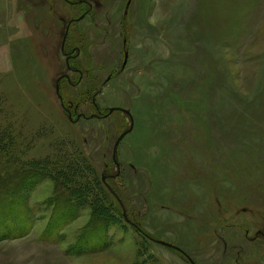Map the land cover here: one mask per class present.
Masks as SVG:
<instances>
[{"label":"rangeland","instance_id":"rangeland-1","mask_svg":"<svg viewBox=\"0 0 264 264\" xmlns=\"http://www.w3.org/2000/svg\"><path fill=\"white\" fill-rule=\"evenodd\" d=\"M129 1L0 0V264H264V0Z\"/></svg>","mask_w":264,"mask_h":264},{"label":"water","instance_id":"water-1","mask_svg":"<svg viewBox=\"0 0 264 264\" xmlns=\"http://www.w3.org/2000/svg\"><path fill=\"white\" fill-rule=\"evenodd\" d=\"M85 16L86 15H83L80 19H78V21H81V20H83L84 18H85ZM72 23L73 22H70L69 24H68V27H67V30H66V32H65V36H64V38H63V44H62V51H63V53L65 54V52H64V50H65V45H66V41H67V37H68V35H69V31H70V28H71V25H72ZM126 64H127V55H126V59H125V64H124V67L126 66ZM64 78H67V76L65 77L64 76ZM63 79V77H61L60 79H59V82L61 81ZM58 85H57V89H56V91H57V95H58V97L60 98V100H61V102L63 103V99H62V97H61V95H60V88H59V83H57ZM64 104V103H63ZM62 104V105H63ZM114 112H122V113H124V114H126L129 118H130V120H131V129L129 130V131H127V132H125V133H123L118 139H117V141H116V143H115V146H114V150H113V159H114V162H115V164H116V167L119 169L120 168V164L118 163V161H117V153H118V148H119V146H120V143H121V141L133 130V125H134V119H133V116H132V114H131V112L129 111V110H125V109H122V108H115V109H110V111H109V114L111 115L112 113H114ZM84 116V114H82V115H80L79 117H78V119L76 120V121H78V120H80L81 118L80 117H83ZM72 116L70 115V118H71ZM85 117V116H84ZM119 174V173H118ZM116 176H113L112 178H115ZM107 178H103V182L106 180ZM105 183V182H104ZM105 186H106V188H107V190L117 199V201L119 202V203H121V200H120V197L118 196V194L112 189V187L110 186V185H108L107 183H105ZM124 218L126 219V221L131 225V226H133L138 232H140L141 234H143L142 233V230L137 226V225H135V224H133V223H131L129 220H128V218H127V216H126V212H125V210H124ZM143 235H145V234H143ZM145 237H147L148 239H149V237L148 236H146L145 235ZM152 241H154V242H156L157 244H159V245H161V246H163V247H166V248H168V249H171V250H174V251H177V252H179V253H181L191 264H196L194 261H193V259L185 252V251H183L182 249H180V248H178V247H176V246H174V245H172V244H170V243H167V242H164V241H158V240H154V239H152V238H150Z\"/></svg>","mask_w":264,"mask_h":264},{"label":"trees","instance_id":"trees-1","mask_svg":"<svg viewBox=\"0 0 264 264\" xmlns=\"http://www.w3.org/2000/svg\"><path fill=\"white\" fill-rule=\"evenodd\" d=\"M13 173L14 174L6 175L0 180V204H3L4 202H8L9 204H17L15 201L22 189L27 188L31 182L46 179V175L39 174L37 169L34 167L28 169L20 168L17 171H13Z\"/></svg>","mask_w":264,"mask_h":264},{"label":"flooded vegetation","instance_id":"flooded-vegetation-1","mask_svg":"<svg viewBox=\"0 0 264 264\" xmlns=\"http://www.w3.org/2000/svg\"><path fill=\"white\" fill-rule=\"evenodd\" d=\"M82 2V4H83V6L85 5V6H87V7H89L88 8V10L83 14V15H86L85 16V18L83 19V20H85L86 18H87V16H88V14L93 10V6H92V4L91 3H89L88 1H81ZM79 3H80V1H79ZM131 5V0L127 3V7H129ZM83 15H81L78 19H80ZM78 19H72V20H70V22H73L72 23V25H71V28H72V26L74 25V24H76V23H78V22H81V21H83V20H81V21H78ZM69 22V23H70ZM68 23V24H69ZM68 24H67V27H68ZM71 28H70V30H71ZM67 30V29H66ZM69 33H70V31H69ZM69 36V35H68ZM67 39H68V37H67ZM66 43H67V41H66ZM62 48V47H61ZM78 48H74L71 52H69V53H66V45H65V50H64V52H65V54L64 55H68V59L70 60V56L72 55V54H74V53H76V56L79 54V52H78ZM63 52V51H62ZM74 56V55H73ZM73 58H75V57H73ZM69 67V66H68ZM66 77V76H65ZM98 108V107H97ZM98 110V109H97ZM99 111V110H98ZM80 115H82V114H80ZM79 115V116H80ZM85 116V115H84ZM83 116V117H84ZM85 118V117H84Z\"/></svg>","mask_w":264,"mask_h":264}]
</instances>
